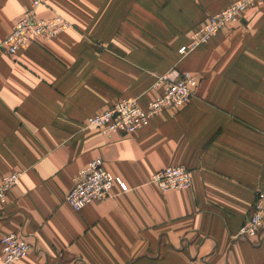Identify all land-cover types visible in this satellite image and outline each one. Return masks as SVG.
Segmentation results:
<instances>
[{
	"label": "crops",
	"instance_id": "crops-1",
	"mask_svg": "<svg viewBox=\"0 0 264 264\" xmlns=\"http://www.w3.org/2000/svg\"><path fill=\"white\" fill-rule=\"evenodd\" d=\"M34 0H0V40ZM234 0H40L37 16L71 26L0 63V180L22 172L0 203L2 238L32 251L15 264H258L264 229L238 233L264 182V0L207 43L180 47ZM199 77L194 96L130 134H105L90 115L124 98L162 94L159 74ZM100 157L130 190L75 210L74 177ZM191 170L189 189L163 191L152 174Z\"/></svg>",
	"mask_w": 264,
	"mask_h": 264
},
{
	"label": "built area",
	"instance_id": "built-area-1",
	"mask_svg": "<svg viewBox=\"0 0 264 264\" xmlns=\"http://www.w3.org/2000/svg\"><path fill=\"white\" fill-rule=\"evenodd\" d=\"M260 0H234L228 6L212 13L207 22L195 29L188 44L183 45L180 53H185L198 45L208 42L216 33L230 23L240 21L244 13ZM34 0L32 6L24 11L14 22L11 31L0 40V63L4 55H14L17 51L32 42L41 39H53L60 32L71 26V23L60 14L48 18L37 16ZM199 78L191 71L174 67L159 74L156 86H164L162 94L149 102L147 107L140 105L137 98H124L105 110L92 114L87 125L99 128L105 134H130L150 124L153 117L163 111H176L186 104L195 94ZM22 172L6 174L0 181V203H6L9 191L18 185ZM161 190L189 189L192 186L191 170L182 165H170L151 176ZM121 192L130 190L125 181L117 182L113 173L106 168L100 157L92 159L74 177V184L66 193L65 201L75 210H81L90 203L115 195V187ZM264 229V182L258 187L253 210L242 225L239 235L257 237ZM33 245L21 231L10 232L2 238V264H15L28 255ZM187 264H198L190 261ZM258 264H264L260 262Z\"/></svg>",
	"mask_w": 264,
	"mask_h": 264
},
{
	"label": "rangeland",
	"instance_id": "rangeland-1",
	"mask_svg": "<svg viewBox=\"0 0 264 264\" xmlns=\"http://www.w3.org/2000/svg\"><path fill=\"white\" fill-rule=\"evenodd\" d=\"M260 1H261V0H260ZM260 1H259V2H260ZM258 4H259V3H257V5H258ZM188 43H189V42H188ZM188 43H187V44H188ZM206 43H207V42H206ZM185 45H186V44H185ZM180 48H181V47H180ZM187 52H188V51H187ZM185 53H186V52H185ZM183 54H184V53H183ZM177 68H178V67H177ZM178 69H180V68H178ZM180 70H181V69H180ZM183 71H189V70H183ZM191 72H192V71H191ZM193 73H194V72H193ZM194 74H195V73H194ZM195 75H196V74H195ZM197 77H198V76H197ZM198 78H199V77H198ZM193 96H194V95H193ZM193 96H192V97H193ZM192 97H191V98H192ZM191 98H190V99H191ZM159 170H160V169H159ZM157 171H158V170H157ZM113 175H114V174H113ZM0 181H1V180H0ZM11 189H12V188H11ZM8 200H9V198H8ZM7 202H8V201H7Z\"/></svg>",
	"mask_w": 264,
	"mask_h": 264
},
{
	"label": "bare ground",
	"instance_id": "bare-ground-1",
	"mask_svg": "<svg viewBox=\"0 0 264 264\" xmlns=\"http://www.w3.org/2000/svg\"><path fill=\"white\" fill-rule=\"evenodd\" d=\"M61 33V32H60Z\"/></svg>",
	"mask_w": 264,
	"mask_h": 264
}]
</instances>
